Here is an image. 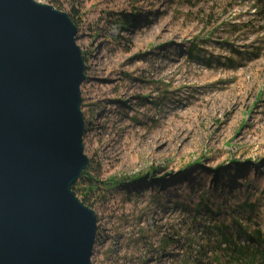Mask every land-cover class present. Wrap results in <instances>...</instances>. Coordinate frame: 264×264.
I'll list each match as a JSON object with an SVG mask.
<instances>
[{
  "label": "rangeland",
  "instance_id": "rangeland-1",
  "mask_svg": "<svg viewBox=\"0 0 264 264\" xmlns=\"http://www.w3.org/2000/svg\"><path fill=\"white\" fill-rule=\"evenodd\" d=\"M34 1L77 29L91 264L264 249V0Z\"/></svg>",
  "mask_w": 264,
  "mask_h": 264
},
{
  "label": "water",
  "instance_id": "water-1",
  "mask_svg": "<svg viewBox=\"0 0 264 264\" xmlns=\"http://www.w3.org/2000/svg\"><path fill=\"white\" fill-rule=\"evenodd\" d=\"M76 35L49 5L0 0V264H91L96 217L72 191L89 163Z\"/></svg>",
  "mask_w": 264,
  "mask_h": 264
},
{
  "label": "trees",
  "instance_id": "trees-1",
  "mask_svg": "<svg viewBox=\"0 0 264 264\" xmlns=\"http://www.w3.org/2000/svg\"><path fill=\"white\" fill-rule=\"evenodd\" d=\"M121 18H122L121 23L126 25V19L124 17ZM86 175H87L86 172H84L81 179L84 180L87 179ZM79 181L75 182V184L72 187V191L85 206L89 207L86 199L88 197V192L91 191V187L89 185L86 186L88 188H83L81 186L79 187L80 185ZM253 233L256 235L257 240L262 241L264 243V234H262L259 229L257 231H254ZM250 235L253 236V234ZM220 237L221 240L217 241L218 246L214 248V251L226 252L229 255V257H231L230 259L233 262V264L234 261H236L235 264H255V260H260L261 262L260 264H264V249L256 250L254 252H248V251L246 252L244 248H240L236 246L234 242H232L233 236H230L229 234L223 232L221 233ZM221 245H225L226 248L221 250L220 249ZM223 256H225V254H223ZM219 259L221 260L220 257L218 256L215 257V262H216L215 264H219L218 263Z\"/></svg>",
  "mask_w": 264,
  "mask_h": 264
}]
</instances>
